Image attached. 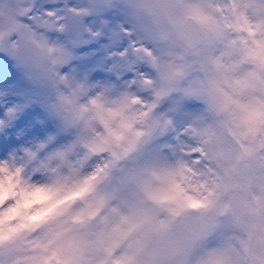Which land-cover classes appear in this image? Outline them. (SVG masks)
<instances>
[{
  "label": "snow or ice",
  "instance_id": "obj_1",
  "mask_svg": "<svg viewBox=\"0 0 264 264\" xmlns=\"http://www.w3.org/2000/svg\"><path fill=\"white\" fill-rule=\"evenodd\" d=\"M0 264H264V0H0Z\"/></svg>",
  "mask_w": 264,
  "mask_h": 264
}]
</instances>
